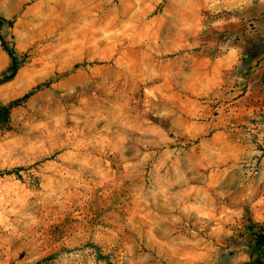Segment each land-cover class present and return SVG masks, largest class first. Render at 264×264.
Masks as SVG:
<instances>
[{
	"label": "rangeland",
	"instance_id": "obj_1",
	"mask_svg": "<svg viewBox=\"0 0 264 264\" xmlns=\"http://www.w3.org/2000/svg\"><path fill=\"white\" fill-rule=\"evenodd\" d=\"M0 113V264H264V0H0Z\"/></svg>",
	"mask_w": 264,
	"mask_h": 264
},
{
	"label": "trees",
	"instance_id": "obj_2",
	"mask_svg": "<svg viewBox=\"0 0 264 264\" xmlns=\"http://www.w3.org/2000/svg\"><path fill=\"white\" fill-rule=\"evenodd\" d=\"M5 51L8 53V55L10 56L11 60H12V63H13V69H16L17 68V65H18V61H17V58L15 56V53L13 50L9 49L8 47L5 46ZM0 116H1V113H0ZM19 172V169H17L15 172H11V173H18ZM44 260L38 262V264H40L41 262H43ZM260 263V262H259Z\"/></svg>",
	"mask_w": 264,
	"mask_h": 264
}]
</instances>
